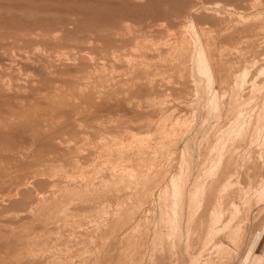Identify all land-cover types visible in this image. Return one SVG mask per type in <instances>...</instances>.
<instances>
[{
	"label": "rangeland",
	"instance_id": "rangeland-1",
	"mask_svg": "<svg viewBox=\"0 0 264 264\" xmlns=\"http://www.w3.org/2000/svg\"><path fill=\"white\" fill-rule=\"evenodd\" d=\"M263 230L264 0H0V264H245Z\"/></svg>",
	"mask_w": 264,
	"mask_h": 264
},
{
	"label": "crops",
	"instance_id": "crops-1",
	"mask_svg": "<svg viewBox=\"0 0 264 264\" xmlns=\"http://www.w3.org/2000/svg\"><path fill=\"white\" fill-rule=\"evenodd\" d=\"M258 236L245 264H264V230Z\"/></svg>",
	"mask_w": 264,
	"mask_h": 264
},
{
	"label": "bare ground",
	"instance_id": "bare-ground-1",
	"mask_svg": "<svg viewBox=\"0 0 264 264\" xmlns=\"http://www.w3.org/2000/svg\"><path fill=\"white\" fill-rule=\"evenodd\" d=\"M173 213V212H172Z\"/></svg>",
	"mask_w": 264,
	"mask_h": 264
}]
</instances>
